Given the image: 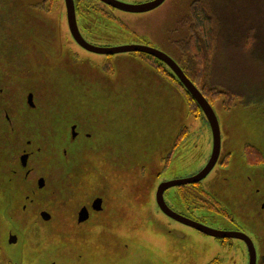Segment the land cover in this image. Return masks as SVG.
I'll return each mask as SVG.
<instances>
[{
    "label": "flooded vegetation",
    "instance_id": "obj_1",
    "mask_svg": "<svg viewBox=\"0 0 264 264\" xmlns=\"http://www.w3.org/2000/svg\"><path fill=\"white\" fill-rule=\"evenodd\" d=\"M72 1L82 39L100 49L113 48L108 39L92 32L91 22L103 18L117 20L115 10L120 9L102 0ZM148 1L152 0L133 3ZM60 5L58 12L64 15L65 22L63 47L75 60L90 61L88 57L96 55L102 56L108 65L119 53L95 52L83 47L71 33L64 0H41L32 7L53 17ZM14 10L16 7L11 3L0 4V134L2 147L10 154L7 161L0 164V170L8 169L9 180L14 179L13 182L20 176L30 183L43 177L50 191L49 198L40 202L38 196L21 200L18 189L16 198L11 195L1 210L5 217L31 219V227L27 229L31 237L24 236L23 227H14L19 233L17 244L20 240V246L12 245H17L20 253L23 244L26 246L21 264H140L143 261L142 264H165L161 250L170 233L172 236L168 237L175 240V244L191 242L201 250V256L206 252L207 258L202 264H264V148L244 145L242 161L233 165V155L221 152L220 145L215 163L200 177L211 156V137L209 151L192 154L182 175L159 179L139 193L144 203L145 228L137 235L130 226L134 214L125 210V197L120 196L121 189L113 184L119 181L104 184L94 178L98 147L86 146L92 134L86 129L82 131L83 127L80 131L78 120L65 119L62 110L52 107V85L40 75L42 60L30 56L22 41L26 38L33 48L36 43L29 34L25 35L21 23L15 21ZM99 39L104 42H97ZM151 43L147 45L152 46ZM125 53L136 54L162 75L157 74L159 77L170 78L177 86L167 65L158 58L144 52ZM41 78L44 81L40 84ZM85 120L89 118L86 116ZM180 134L175 137L171 151L160 156L171 169L177 167V159L184 154L181 147L188 141L186 132L184 136ZM80 135L81 146L78 145ZM40 149L49 152L45 151L41 161L36 162ZM23 155H27L25 163ZM182 179L188 180L180 181ZM172 182L175 183L168 185ZM159 185L162 186L161 197L157 195ZM96 197L102 199L99 210L93 209ZM26 207L29 210H19ZM83 207L88 217L79 222ZM41 211L51 215L49 221L39 220ZM41 231L64 235L66 250L62 260L57 259L61 244L55 241L45 246L38 242ZM45 247L49 250L47 254L40 252ZM0 264H16L4 257L1 246Z\"/></svg>",
    "mask_w": 264,
    "mask_h": 264
},
{
    "label": "rangeland",
    "instance_id": "obj_2",
    "mask_svg": "<svg viewBox=\"0 0 264 264\" xmlns=\"http://www.w3.org/2000/svg\"><path fill=\"white\" fill-rule=\"evenodd\" d=\"M39 1L0 0V4L8 2L16 7L15 21L21 23L25 35L29 34L36 43L33 48L26 38L22 41L24 50L30 56L42 60L40 75L52 85V107L62 110L63 118L78 120L80 131L83 127L82 131L86 129L92 134L86 146L98 147L97 176L94 178L104 184L119 181L113 184L121 189L120 196L125 197V210L134 214L130 226L138 235L145 228L144 203L139 193L146 185L155 184L159 179L182 175L192 154L207 153L211 147L210 127L201 114L195 116L188 111L172 82L159 77L152 65L140 61L136 54H115L108 65H105L102 56L96 55H90V61L75 60L62 45L65 22L64 15L58 12L61 5L57 8V15L51 17L32 7ZM120 1L134 4L136 0ZM193 1L165 0L153 10L138 13L115 10L117 20H93L92 32L108 39L114 47L152 42L153 47L166 50L170 57L184 64L183 60L189 55L181 45L188 33ZM235 4L242 11L236 15L234 27L238 26L237 23L239 28L248 25L247 22L253 27L260 23L258 17L264 14V0H235ZM253 9L255 12H252ZM232 55L237 61H231L225 69V81L233 84L241 80L243 89L238 94H247L248 97L246 100L233 98L229 103L220 97L212 103V107L221 131V152H230L235 165L242 161L244 145L264 148V93L261 91L254 96L251 91L252 84H255L256 92L260 89L258 82L263 84L264 46H251V51L247 53L229 49L226 59L229 60ZM256 59L260 66L251 63L250 60ZM43 79H40V84ZM86 116L89 121L85 120ZM182 130L188 140L181 147L186 154L181 155L177 159V167L171 169L164 165L160 156L171 151L175 137ZM2 143L0 134V164L10 156ZM45 151L48 150L37 152L40 156L36 162L41 161ZM5 170H0V234L9 224V218L1 213L5 201L18 189L24 191L28 187L25 182L17 183L6 178L9 173ZM132 184L135 189H131ZM132 195H136L135 198L132 199ZM168 236L161 250L165 264H202L207 258V253L201 256V250L193 243L175 244V240Z\"/></svg>",
    "mask_w": 264,
    "mask_h": 264
},
{
    "label": "trees",
    "instance_id": "obj_3",
    "mask_svg": "<svg viewBox=\"0 0 264 264\" xmlns=\"http://www.w3.org/2000/svg\"><path fill=\"white\" fill-rule=\"evenodd\" d=\"M240 11L242 10L237 7L235 0L193 1L189 12L188 33L181 45L182 50L188 53L189 57L183 60L184 64H180L172 57L211 105L220 97H223L224 101L226 100L225 103L231 102L233 98L246 100L248 97L247 94H238L243 89L241 80H236L233 84L225 81V69L231 61H237L236 56L233 55L227 60V51L232 49V51L247 53L251 51V46L256 48L264 46V14L263 16L260 14V18L258 17L260 23L254 24L256 27H253L249 22L245 27L239 28V23L234 27L233 23L236 22V15ZM252 12L255 10L253 9ZM229 36L234 39L231 40ZM257 60L250 61L254 66H260ZM155 71L157 70L155 69ZM156 74L162 76L158 71ZM173 80L177 84V86L174 85L183 97L188 111L195 116L201 114L204 118L201 109L190 94L185 91L175 77ZM262 80L263 84L260 82L257 84L260 86L257 92L255 84H252L251 91L255 93L254 96L261 91L264 93V77ZM169 81L173 84L170 78ZM184 134V130H182L180 135L184 136Z\"/></svg>",
    "mask_w": 264,
    "mask_h": 264
},
{
    "label": "water",
    "instance_id": "obj_4",
    "mask_svg": "<svg viewBox=\"0 0 264 264\" xmlns=\"http://www.w3.org/2000/svg\"><path fill=\"white\" fill-rule=\"evenodd\" d=\"M107 4H110L120 10L126 11V12H146L149 11L151 9H154L155 7L159 6L161 3H163L164 0H152V1H148L145 3H140V4H128L125 3L123 1L120 0H102ZM65 2V6H66V11H67V21H68V25L69 28L71 30L72 35L74 36V38L83 45V47H85L88 50L91 51H95V52H109V53H125V52H144L147 54H150L156 58H158L159 60H161L163 63H165L168 67V70L172 73V75L175 77L176 80H178V82L180 83V85L185 89L186 92H188L190 94V96L194 99V101L197 103V105L199 106V108L201 109V112L203 113V116L205 118V120L207 121L211 133H212V139H213V147H212V151H211V156L207 162V164L205 165V167L201 170L202 174L200 177H203V175H205L209 169L213 166V164L216 161V158L218 157L219 154V150H220V145H221V138H220V126H219V122L217 119V116L214 112V109L212 107V105L208 102V100L204 97V95L202 94V92L196 87V85L185 75V73L183 72L182 68L177 64V62L170 57L167 53L162 52L160 50H158L155 47L149 46V45H123V46H117V47H113L111 49H100L97 47H94L92 45H89L88 43H86L77 28L76 25V21H75V15H74V7H73V1L72 0H64ZM26 156L27 155H23L22 160L25 163L26 161ZM24 165V164H23ZM9 173L10 171L7 169L5 171V173ZM9 174L6 175V178H9ZM14 180V179H12ZM188 179H182L180 181H186ZM18 182H25L28 184V187L24 190V191H19V196L18 198H21V200H31L33 197H39L40 198V202L41 201H45L49 198V187L47 185H45V179L43 177H40L36 183L32 182L30 183L29 181H27L24 177L20 176L19 179L17 180ZM177 182V181H175ZM172 182L168 185H173ZM33 188L34 191H31L30 189ZM161 188L162 186L159 185L157 188V195L161 194ZM27 194L28 197H24V195ZM12 196L14 198H16V192H14L12 194ZM161 197V195H160ZM160 201V200H159ZM101 203H102V199L100 197H96L93 200V209L94 210H99L101 209ZM19 209V208H18ZM19 210H29L28 207L24 208V209H19ZM88 217V211L85 207H83L80 210L79 213V222H83L87 219ZM9 218V224L7 225V227L5 228L4 232L2 234H0V246H1V250L2 253L4 255V257L6 259H11L13 260V262H15L16 264H21L22 262V251L24 252L26 249V246L23 244V249H21V253L19 252L20 250H18L17 245L20 246V240L17 244V236H19L18 232L16 230H14V227H23L24 228V236L26 237L27 235L31 234L27 231V229L29 227H31V219L26 218L25 216H23L22 218L16 220L13 218ZM51 218V215L47 212V211H41L40 213V221H49ZM18 233V234H17ZM17 234V235H16ZM6 238H7V242H6ZM56 241V243L61 244V249L60 252L57 255H60L59 257H57V259L62 260L64 258L63 255V251L66 250V241L64 240V235H62L61 233L57 232V233H49V232H45V231H41L40 236H39V243L46 245H52V243H54ZM12 244H17V245H12ZM40 252L43 254H47L49 252V250L44 248L40 249ZM142 255V254H141ZM52 260L53 258L50 257ZM50 258H47V260H49ZM144 263L141 262L140 264ZM58 264V263H55ZM71 264V263H70Z\"/></svg>",
    "mask_w": 264,
    "mask_h": 264
}]
</instances>
